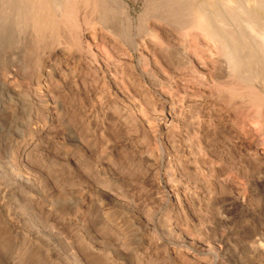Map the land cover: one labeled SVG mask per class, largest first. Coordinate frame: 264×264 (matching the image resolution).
Returning a JSON list of instances; mask_svg holds the SVG:
<instances>
[{
	"label": "rangeland",
	"instance_id": "obj_1",
	"mask_svg": "<svg viewBox=\"0 0 264 264\" xmlns=\"http://www.w3.org/2000/svg\"><path fill=\"white\" fill-rule=\"evenodd\" d=\"M13 1L0 0V264H264L257 0H230L245 16L232 18L225 0H123L129 26L112 0H75L80 57L70 23L37 32ZM198 15L241 29L238 73L216 79L228 49L180 29Z\"/></svg>",
	"mask_w": 264,
	"mask_h": 264
},
{
	"label": "bare ground",
	"instance_id": "obj_2",
	"mask_svg": "<svg viewBox=\"0 0 264 264\" xmlns=\"http://www.w3.org/2000/svg\"><path fill=\"white\" fill-rule=\"evenodd\" d=\"M15 1V0H14ZM13 1V2H14ZM53 1V0H52ZM60 1V0H59ZM59 1H56V0H54L52 3H51V5H52V7H50L51 5H48L47 4V0H26V4L29 6V15H30V18L33 20V24H34V26H35V28H36V30H37V32H43V31H45L46 32V30L48 29V26H49V24H51L50 22H52V26H55V27H57V23H58V21L60 20V18H62L63 19V21H67V23H70L71 25H72V29H74L75 30V34L73 35V37H74V39L72 40V44H71V48H73V50H77V54H78V57H80V53H81V51L83 50V41H82V38H81V35H82V25L84 24V25H88L89 24V20L84 16V19H80V5L79 4H77L76 2L77 1H75V0H61L60 2ZM180 1V0H179ZM187 1V0H186ZM189 2H190V0H188ZM219 1H221V0H219ZM218 1V2H219ZM224 1V0H223ZM80 2V1H79ZM103 2H104V0H102V6H103ZM125 2V1H124ZM123 2V0H112V3H114L115 5H116V7H117V9L119 8V11L122 13V19L124 20L123 22H125L126 23V25H130V15L128 14V12H127V10H126V8H128V6L125 4ZM175 2V1H174ZM173 2V3H174ZM176 2H178V1H176ZM175 2V3H176ZM218 2H217V6H218ZM241 2V4H246V0H244V2L241 0L240 1ZM240 2H238V0H237V3L238 4H240ZM175 3H174V7L176 8V5H175ZM182 3V2H181ZM184 3L185 2H183L182 4H183V7H184ZM191 3H193V2H191ZM215 3V2H214ZM221 3H224V2H221ZM221 3L219 2V4L221 5ZM225 3L227 4H225L227 7H228V10H227V7H226V10L227 11H224L225 10V8H224V6H223V11L224 12H226V13H224V17L223 18H225V15H228L229 13H233L234 11L236 12V10H239L238 9V7L236 6V5H232L231 3H230V0H225ZM248 3V2H247ZM86 4L88 5V7L90 6L91 8H95L96 6H98V4H99V1L98 0H86ZM105 4V3H104ZM107 4V3H106ZM172 4V3H171ZM181 4V5H182ZM194 4V3H193ZM113 5V4H112ZM178 5V4H177ZM190 5V4H189ZM196 5H197V3H196ZM219 5V6H220ZM223 5V4H222ZM203 6V5H202ZM205 6H206V4H205ZM49 7L50 8H52V9H54L53 11L55 12V18L57 19H55L54 20V22H53V20L51 21L49 18H48V14L50 13L49 11ZM105 7V6H104ZM173 7V8H174ZM178 7V6H177ZM186 7V6H185ZM190 7L191 6H189L188 7V9H190ZM222 7V6H221ZM220 7V8H221ZM239 7H240V5H239ZM255 7V6H254ZM257 7H258V9H260L262 12H263V14H264V0H257ZM24 8V7H23ZM182 8V7H181ZM204 8V7H203ZM207 8V7H206ZM245 8V7H244ZM116 9V10H117ZM178 9V8H177ZM187 9V8H186ZM257 9V10H258ZM28 10V9H27ZM203 10H205L204 11V13L207 11V13L210 11V10H208V8H207V10L206 9H203ZM240 10H241V8H240ZM254 10V9H253ZM229 11V12H228ZM49 12V13H48ZM178 12V11H177ZM186 11H184V13L183 12H180L179 14H180V16H178V17H180L181 18V13H183L184 14V16L186 15V16H191V15H193V12L191 11V10H189V11H187L186 13H185ZM220 12V11H219ZM234 12V13H235ZM240 12V11H239ZM239 12H236L237 14H238V16L240 17V14H241V17L244 15L243 13H239ZM244 12H246V11H244ZM249 12V11H248ZM254 12V11H253ZM252 12V13H253ZM25 13V12H24ZM207 13H205V14H207ZM209 13H211V11L209 12ZM208 13V14H209ZM228 13V14H227ZM234 13H233V15H234ZM255 13H257L256 11L253 13V18H250L251 16H252V14L251 13H249V14H247L246 15V17L247 18H249L248 20H247V22L245 23V27L246 28H248V29H246V30H251V31H253V32H255V33H257V31L256 30H259V29H257V28H260L261 26H264V25H261L260 27L258 26V27H256V25L255 24H257V21H256V19L257 18H254V15H255ZM182 14V15H183ZM243 14V15H242ZM260 14V13H259ZM211 15H212V17L214 16L212 13H211ZM211 15H207V16H209V17H201V16H197V19L195 20V21H188L187 23H185V24H183L182 25V27H180V29L181 30H183V31H185L186 30V32L187 33H189V35H188V37L190 38V39H194V37H192V35L190 34L191 33V31L192 30H195L197 33H199V34H202V35H204V37L207 39V41L209 40V41H211V42H219V43H221V45H222V47L224 48V49H228V53H226V54H224L222 57L224 58V60L223 61H225V66L224 67H219V68H217V66H219L218 64H217V66H212L211 67V73L213 74V76H216V79H220V78H222L223 77V74H224V72H231V73H238V71L240 70V68H241V66L243 65L242 64V56L241 57H239V54L240 53H238V50H240V49H242V48H238V46H240L239 44H241V42H239V40H238V45L236 46L235 44L233 45L232 43L233 42H230V40H231V38H233L234 39V37H235V40L237 41V39H238V37H237V35L238 36H240L241 35V29H240V26H241V28H243L244 26L243 25H240L239 26V24H234V26H236V25H238L237 27L240 29H238L239 30V33H231V34H228L230 31L229 30H226V29H228V27L230 26V24H232L233 22H228V21H226L227 23H230L229 24V26H227V27H225L226 29H223L224 27H223V25H222V27H220V28H222V29H220L219 27L218 28H216V24L217 23H215L214 21H213V18L212 17H210ZM230 16L232 15V14H229ZM236 15V14H235ZM142 16V15H141ZM183 16V17H184ZM230 16H227V17H230ZM169 17V16H168ZM177 17V18H178ZM227 17H226V19L225 20H227ZM234 17V16H233ZM243 17H245V16H243ZM165 18L166 17H164V20H165ZM170 18V17H169ZM219 18V17H218ZM230 18H232V16L230 17ZM229 18V19H230ZM238 18V17H237ZM163 19V18H162ZM183 18H181L180 20H182ZM185 19V18H184ZM250 19H255L254 21H255V24L254 23H251V20ZM28 20V19H27ZM50 20V21H49ZM240 20H242L241 18H240ZM239 20V21H240ZM185 21H186V19H185ZM215 21H216V19H215ZM222 21H224V20H222ZM234 21V20H233ZM244 21H246V18H244ZM163 22V21H162ZM169 22V21H168ZM173 21L171 20V22L170 23H172ZM181 22V21H180ZM225 22V21H224ZM236 22V21H235ZM238 22V21H237ZM30 23V22H29ZM119 23V22H118ZM165 23H167V22H165ZM164 23V24H165ZM174 23V22H173ZM182 23H184V22H182ZM239 23V22H238ZM244 23V22H243ZM261 22L259 21V23L258 24H260ZM163 24V23H162ZM176 24H178V23H176ZM222 24V23H221ZM242 24V23H241ZM167 25V24H166ZM165 25V26H166ZM180 25V24H179ZM218 25H220V23L218 24ZM69 26V25H68ZM164 26V27H165ZM168 26V25H167ZM176 26V25H175ZM221 26V25H220ZM232 26V25H231ZM54 27V28H55ZM170 27V26H169ZM163 28V27H162ZM171 28V27H170ZM172 29V28H171ZM174 29V28H173ZM172 29V30H173ZM178 29V28H177ZM229 29H230V27H229ZM232 29V28H231ZM234 29V28H233ZM244 30H245V28H243ZM53 30V29H52ZM169 30V29H168ZM224 30H225V32H224ZM260 30H262L263 31V28H261ZM55 31V30H54ZM146 31L149 33V35L154 39V41H156L160 46H165V47H167L169 50H172L173 52H176V54L178 55V54H180V55H183L184 54V49H182V46H178L179 44H176L177 46H174V45H172L170 42H169V40L167 39V36H168V34H167V36H166V34L159 28V27H150V28H148V29H146ZM167 31V30H166ZM165 31V32H166ZM226 31L228 32L227 33V35L229 36V35H231V37H229V39H228V36L226 37ZM233 31V30H232ZM260 32L261 33V35L260 34H256L257 36H258V38L260 39H258V42H260V43H258V42H256L255 44H257V46H259V48L261 49V52H264V33L263 32ZM168 32V31H167ZM170 32V31H169ZM168 32V33H169ZM243 33V32H242ZM245 33H247L246 31H245ZM245 33H244V35H245ZM262 33H263V35H262ZM171 35H172V32L170 33ZM237 34V35H236ZM170 35V36H171ZM232 35H233V37H232ZM242 36H243V34H242ZM241 36V37H242ZM257 36H255V37H257ZM72 37V38H73ZM251 36L249 35V38H250ZM150 38V37H149ZM172 38V37H171ZM237 38V39H236ZM245 38H246V36H245ZM248 38V37H247ZM246 38V39H247ZM249 38H248V41H249ZM253 38V37H252ZM186 39V38H185ZM198 39H200V38H197V40ZM203 39V38H202ZM202 39H201V41H202ZM254 40H257L256 38H253V41ZM153 41V42H154ZM205 41V40H204ZM204 41H202V42H204ZM232 41H234V40H232ZM252 41V42H253ZM197 42V41H196ZM206 42V41H205ZM210 42V45L212 44ZM243 42H245V41H243ZM200 41H198V45H201L202 46V44L203 43H201ZM208 43V42H207ZM207 43H204L205 44V48H207V47H209V45L208 46H206V44ZM251 43V42H250ZM194 44V43H193ZM209 44V43H208ZM192 45V44H191ZM196 44H194V46H195ZM198 45H196L195 47H197ZM241 45H244V44H241ZM70 46V45H69ZM159 46V47H160ZM188 46H189V44H188ZM211 47V46H210ZM242 47V46H241ZM219 48V47H218ZM244 48H246L245 47V45L243 46V49ZM250 48H253L252 46L251 47H249V49ZM194 49V48H193ZM202 49V48H201ZM242 49V50H243ZM253 49H255V48H253ZM253 49H250V51L253 53V52H255V51H253ZM70 50H72V49H70ZM168 51V50H167ZM207 51V50H206ZM227 51V50H226ZM241 51V50H240ZM244 51V50H243ZM73 52V51H72ZM187 52V51H186ZM201 52V51H200ZM257 52V51H256ZM209 53V52H208ZM243 53V52H242ZM251 53V54H252ZM73 54V53H72ZM189 54V53H188ZM195 54V53H194ZM259 54H260V52H259ZM262 54H264V53H262ZM205 55V54H204ZM213 55H214V52H213ZM254 55V54H253ZM250 56V55H249ZM256 56H259V55H256ZM255 55L251 58V56L249 57L250 59H252V60H254L256 63H257V65H256V67L264 74V55L262 56V57H260L259 56V58H257ZM209 57H210V55H209ZM209 57H208V59H209ZM248 58V57H247ZM244 59V61H245V58H243ZM256 59H258V60H256ZM214 60V59H213ZM193 62V61H192ZM219 62H221L220 60H219ZM218 63V62H217ZM222 63V62H221ZM220 64V63H219ZM245 64V63H244ZM253 65V64H252ZM255 67V66H254ZM243 69H245V68H243ZM256 69V68H255ZM257 70V69H256ZM261 73V74H262ZM211 74V75H212ZM236 75V74H235ZM261 76V75H260ZM241 77V76H240ZM243 77V76H242ZM264 79V78H263ZM256 81V80H255ZM257 81H259V80H257ZM264 81V80H263ZM217 82V81H216ZM258 83V82H257ZM264 83V82H263ZM261 85H263L264 86V84H261ZM257 86H258V84H257ZM262 86V87H263ZM264 88V87H263ZM262 90H264V89H262ZM263 102H264V100H263ZM262 105V104H261ZM258 110H260V109H258ZM259 113V112H258ZM260 115H263L264 116V109L263 110H260ZM257 117H258V115H257ZM263 118V117H262Z\"/></svg>",
	"mask_w": 264,
	"mask_h": 264
}]
</instances>
